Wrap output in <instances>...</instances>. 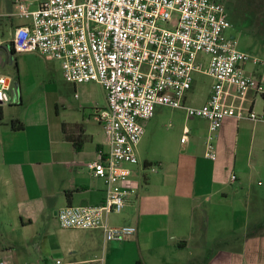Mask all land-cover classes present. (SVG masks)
<instances>
[{"label":"crops","instance_id":"1","mask_svg":"<svg viewBox=\"0 0 264 264\" xmlns=\"http://www.w3.org/2000/svg\"><path fill=\"white\" fill-rule=\"evenodd\" d=\"M16 1L0 0V37L27 23L12 21L18 18L13 15ZM28 1L35 10L44 0ZM16 67L20 82L21 69ZM28 69L31 77L42 78L44 68ZM249 71L264 80V67L252 65ZM1 72L0 67V79L7 80L8 89L7 101L0 103V260L6 264H96L97 259L82 258L85 252L80 248L95 249L98 238L108 243L101 230L65 229L74 232L66 238L51 227L66 206L105 201L106 184L88 164L100 150L109 151L107 137L94 113L92 118L76 116L81 105L95 113L104 109L105 91L101 98H94L93 84H71L75 91L85 92L82 101L70 100L60 91L46 92L50 98L42 94L34 103L47 105L46 115L2 116L3 107L24 104V100L22 88L19 94L14 80ZM54 72L48 68L43 78L52 83ZM249 99L253 112L264 113V96L250 94ZM13 120L23 129L14 130ZM205 138L190 146L189 160L176 165L174 177L166 176L164 170L162 176L150 180L142 175V166L136 174L132 172L126 185L134 192L125 208L107 216L110 227L137 228L130 241L142 256L137 263L264 264V183L257 179L264 180V122L226 119L215 139V161L205 157ZM139 146L137 165L141 164ZM142 165L151 167L147 161ZM232 176H236L234 181ZM114 214L120 215L118 221H111ZM80 242L84 245L79 246ZM190 252L189 257L186 253Z\"/></svg>","mask_w":264,"mask_h":264},{"label":"built area","instance_id":"2","mask_svg":"<svg viewBox=\"0 0 264 264\" xmlns=\"http://www.w3.org/2000/svg\"><path fill=\"white\" fill-rule=\"evenodd\" d=\"M15 9L13 15L27 21L11 39L17 53H38L57 61L66 82L97 83L106 94V107L99 110L97 120L109 151L100 150L88 164L106 184L105 201L60 209L57 220L63 229L101 230L105 241L116 242L136 235V227H110L106 219L122 212L134 192L126 185L132 174L129 166L138 164L143 122L154 117L157 106L205 120V157L213 161L214 141L226 119L264 122V113L253 112L249 99L250 94L264 96V80L247 70L249 64L262 62L239 50L235 38L224 37L232 25L221 2L44 0L31 10L17 0ZM195 73L212 79L207 101L199 107L187 104ZM0 85L4 104L7 80L0 79ZM188 134L185 128L182 143Z\"/></svg>","mask_w":264,"mask_h":264},{"label":"rangeland","instance_id":"3","mask_svg":"<svg viewBox=\"0 0 264 264\" xmlns=\"http://www.w3.org/2000/svg\"><path fill=\"white\" fill-rule=\"evenodd\" d=\"M21 1L31 7L28 0ZM216 1L221 2L225 6L232 25L231 28L224 33V37L227 40L235 38L238 42V49L254 58L260 59L262 62L260 66L264 67V0ZM3 21L5 22L6 20ZM9 21L11 22L10 19ZM12 21H14L15 25L27 22L20 18H14ZM13 33L10 35L4 32V35L0 37L1 74L8 75L14 80L13 88L19 91V94L22 92L24 104L17 103L16 105H6L2 109V116L3 114L7 116L16 114L18 117L25 119L46 115L48 113L46 110L47 105L43 106L39 103L34 104L44 96V99L50 98L45 94L46 92L58 94L60 91L63 96L68 97L70 100L80 99L82 101L85 98V92L83 90L77 89L75 91L73 86L65 81L59 62L46 61L38 53H18L12 55L10 53V42ZM203 57L208 59V56ZM16 65H18V69H21V76H19L20 82L17 79ZM32 66L44 68V72L40 74V77L42 76L40 80L31 77L28 68ZM206 67L207 64L205 65V68ZM251 67L252 65L249 64L247 70H250ZM48 68H53L56 71L50 76V79L53 80L52 83H49L46 78H43L45 70ZM34 75L35 74H33V76ZM211 83V78L201 73H195L193 89L187 95V104L195 107L203 105L209 95ZM91 84H93V97L101 98L103 95V87L97 83ZM42 94L43 96L39 97ZM75 95L79 98L75 99ZM18 100L19 99H17V102H19ZM258 106L260 107V104H258ZM78 108L76 116L78 115L79 118H81L83 114L91 118L93 113L95 116L98 115V113H95V110L87 106L81 105ZM62 113L63 111H61V117ZM143 125L145 128V135L138 150L141 164L132 166L131 170L133 174H136L137 169L142 166V175L148 177L150 180L162 176L164 170L166 176L174 177L177 172L176 165L189 160L186 156L188 155L190 146L199 144L205 136L207 137L206 123L204 120L190 118L184 110H175L166 106H157L154 117L149 121H144ZM186 127L189 129L188 142L182 143L181 138L183 137ZM144 161H147L158 173H152L151 167H149V169L143 168L142 163ZM160 164L163 165V168H160ZM181 175L182 174L179 176ZM186 175H188V172ZM257 179L264 183L263 178ZM119 216L120 215L114 214L111 215L110 219L111 221H118L120 218ZM51 228L61 232L66 238L74 233L71 230L61 228L58 223H55ZM77 232L75 231V233ZM132 239L133 237H130L123 242L108 241V243H104L101 238H98L95 249L93 248L91 250L89 247L82 249L78 246H76V248H80L85 252V254L81 256L82 258L89 259L92 257V259H97L96 264H144V262L137 263V261H142V256L139 251L130 244ZM80 245L83 246L84 244L80 242L79 246ZM186 254L189 257L192 256L191 252ZM76 258L79 259L78 255H75V259ZM56 263L62 262L57 261Z\"/></svg>","mask_w":264,"mask_h":264},{"label":"trees","instance_id":"4","mask_svg":"<svg viewBox=\"0 0 264 264\" xmlns=\"http://www.w3.org/2000/svg\"><path fill=\"white\" fill-rule=\"evenodd\" d=\"M10 49H11V53H12V55H14V54L17 53V52L14 50V48L12 47L11 44H10ZM0 117H1V109H0ZM11 124H12V128H13L14 130H21V129H23V126H22V124H21L19 121H15V120H13V121L11 122ZM76 147L79 148L80 145L76 144ZM66 195H67V197L69 198V197L71 196V192H68Z\"/></svg>","mask_w":264,"mask_h":264}]
</instances>
